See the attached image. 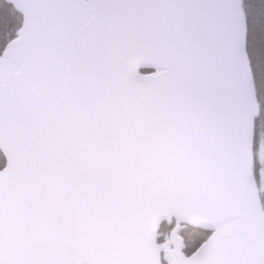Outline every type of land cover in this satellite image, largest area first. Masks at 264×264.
<instances>
[{
    "label": "snow or ice",
    "instance_id": "6c2138e0",
    "mask_svg": "<svg viewBox=\"0 0 264 264\" xmlns=\"http://www.w3.org/2000/svg\"><path fill=\"white\" fill-rule=\"evenodd\" d=\"M0 264H264V0H0Z\"/></svg>",
    "mask_w": 264,
    "mask_h": 264
}]
</instances>
